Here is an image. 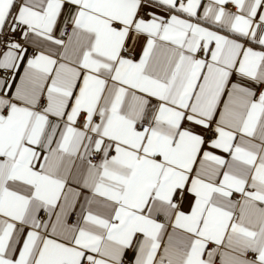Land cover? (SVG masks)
Listing matches in <instances>:
<instances>
[{
	"label": "snow or ice",
	"instance_id": "snow-or-ice-1",
	"mask_svg": "<svg viewBox=\"0 0 264 264\" xmlns=\"http://www.w3.org/2000/svg\"><path fill=\"white\" fill-rule=\"evenodd\" d=\"M0 264H264V0H0Z\"/></svg>",
	"mask_w": 264,
	"mask_h": 264
}]
</instances>
